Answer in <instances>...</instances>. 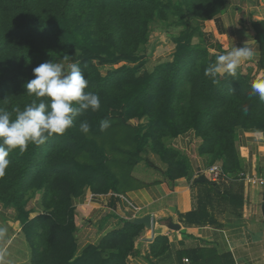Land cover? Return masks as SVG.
<instances>
[{"label": "trees", "instance_id": "obj_1", "mask_svg": "<svg viewBox=\"0 0 264 264\" xmlns=\"http://www.w3.org/2000/svg\"><path fill=\"white\" fill-rule=\"evenodd\" d=\"M226 6V0L166 4L165 0H0V108L13 117L16 109L23 110L35 99L25 87L34 78L33 69L60 62L64 56L79 62L89 90L101 101L89 121L90 111L77 117L63 136L54 135L41 146L29 145L26 152L9 156L10 166L0 178V205L28 221L31 211L25 200L36 188L41 192L39 206L46 212L27 224L32 264H127L140 254L136 242L144 227L129 222L79 252L74 201L87 191L78 190L75 182L85 168L93 173L89 177L93 193L122 194L141 188L147 184L130 175L121 161L133 166L132 161L138 162L150 149L158 150L163 135L173 138L194 131L199 143L191 154L220 164L225 174L240 169L238 134L264 132V102L249 95L255 78L239 69L235 76L218 77L215 84L205 75L218 55L210 53L200 22L217 18ZM168 12L174 25L184 30L175 40L173 59L149 73L135 56L147 44L151 24L166 20ZM187 12L197 16L195 25ZM253 27L264 78V21L253 22ZM97 60L113 66L106 77ZM122 84H131L132 89L120 101L117 115L107 117L102 111L111 106L110 94ZM132 112H138L134 117H150L151 133L129 122ZM81 117L91 125L87 134L79 130ZM102 120L109 121L104 131ZM93 123L98 124L97 131ZM162 147L167 183L173 187L181 179L192 180L190 158L172 146ZM183 219L188 225L211 222L204 211ZM167 244L166 237H157L152 253L165 254Z\"/></svg>", "mask_w": 264, "mask_h": 264}, {"label": "crops", "instance_id": "obj_2", "mask_svg": "<svg viewBox=\"0 0 264 264\" xmlns=\"http://www.w3.org/2000/svg\"><path fill=\"white\" fill-rule=\"evenodd\" d=\"M226 1L221 15L200 22L210 53H226L234 45L243 46L248 40L259 56L242 63L239 70L252 78H262L261 52L253 22L264 21V0ZM192 135L193 142L199 143L195 134L190 133V137ZM237 148L241 166L233 173L223 172L219 176L211 173L213 166L221 165H211L208 159L192 154V180L181 179L173 187L167 182L145 183L147 185L122 194H98L89 190L76 198L79 252L123 228L129 220V212L137 209V217L153 216V239H146L144 228L143 236L136 242L140 254L131 257L127 264H264V187L247 181L248 177L264 178V132H239ZM201 176L207 181L194 183V179ZM203 211L211 221L208 224L188 225L183 219ZM8 215L18 216L14 209L0 205V220L6 223ZM170 222L179 225L180 230L169 229ZM19 233L7 242H3L0 235V264H27L24 247L16 248V255L7 257ZM159 236L166 237L168 244L166 253L157 257L152 253V245ZM25 246L30 249L29 245Z\"/></svg>", "mask_w": 264, "mask_h": 264}, {"label": "clouds", "instance_id": "obj_3", "mask_svg": "<svg viewBox=\"0 0 264 264\" xmlns=\"http://www.w3.org/2000/svg\"><path fill=\"white\" fill-rule=\"evenodd\" d=\"M258 56V50L249 46L247 40L243 46L234 45L230 51L219 54L205 69V75L211 77L214 84L219 83L218 77L235 76L242 63ZM33 75L25 87L26 93L35 99L23 110L16 109L14 117L12 112L0 108V178L6 175L12 152L24 153L29 145L41 146L54 135L63 136L74 127L77 117L101 108L100 97L89 90V81L79 62L69 56H64L60 62L40 64L33 69ZM251 89L249 95H258L264 102V78L253 80ZM248 111L245 105L243 112ZM108 126V120L100 122L101 131ZM90 128L87 120L79 124L82 133L87 134Z\"/></svg>", "mask_w": 264, "mask_h": 264}, {"label": "rangeland", "instance_id": "obj_4", "mask_svg": "<svg viewBox=\"0 0 264 264\" xmlns=\"http://www.w3.org/2000/svg\"><path fill=\"white\" fill-rule=\"evenodd\" d=\"M169 0H165V4ZM177 3L180 0H172ZM169 16L166 20H156L150 26V33L148 36L147 44L141 49L140 52L136 54V58L141 59V62H144L146 69L151 73L153 69L156 68L161 63L171 61L174 57V53L177 49V44H175V40L179 38V33L184 29L182 27H177L174 25V21L170 12H168ZM187 19L191 24H196L198 22V18L196 15L187 12ZM77 21V19H76ZM196 43V42H195ZM104 50H106L104 48ZM140 53V55H139ZM105 57V56H104ZM101 70V75L106 77L108 75V71L112 69V65L110 64H101L99 60L95 62ZM130 67H133L130 65ZM132 89V85L130 84H122L118 89L114 90L110 94L109 102L111 103L110 107L105 106L103 109V113H108L111 117L117 115L116 109L120 107V101L125 98L130 90ZM138 112H132L127 115L130 119L129 122L140 127L143 133H151V119L149 116L143 117H134V115ZM92 118V111L86 114V119L89 121ZM84 121V119L80 118V123ZM163 124V123H162ZM95 127V128H94ZM93 128L97 131L98 124L93 123ZM190 133H194V131H190L186 134L178 135L176 137L170 138L169 136H164L159 138L160 145L158 146V150L150 149L149 153L141 156L138 162L132 161V165H126L127 172L133 177L140 179L144 183L153 184L155 182H167L165 177L163 176V171L166 170L167 164L164 163V158L162 156L163 147L162 145L172 146L175 149L179 150L182 154L186 155L190 160L193 158L191 152H189V148L193 150L196 149L198 143H194V138L192 135L190 137ZM189 134V135H188ZM196 136V134H195ZM193 138V139H191ZM190 143V144H189ZM131 163V162H129ZM154 165V166H150ZM157 169L159 170H156ZM159 167V168H158ZM114 171H117L116 168H113ZM93 173L90 169L85 168L83 172L78 175V180H76V186L78 190L89 191L90 187V176ZM40 183V181H39ZM39 183L35 185V187L39 186ZM63 187H65V182H63ZM91 191V189H90ZM41 202V192H39L36 188L29 191L28 196L25 200V204L27 211H31V218L29 220L35 219L41 214H45L44 209H41L39 204ZM9 219H7L6 223L0 220V235H2V241L7 242L10 238L14 237V235L20 231L19 236L13 240V245L10 251L7 253V257L10 258V255H16V248L21 250L24 247V253L26 254V258L28 259L27 264H32V251L31 247L28 250V246L26 249L25 245H29L28 234L30 232L29 226L27 224L29 220L25 218V216L18 215L16 218L14 216L8 215ZM4 220V219H3ZM10 225V226H9ZM6 226V227H5ZM10 228H7V227ZM29 228V230H28ZM16 236V235H15ZM143 236V233L140 234ZM16 246V247H15Z\"/></svg>", "mask_w": 264, "mask_h": 264}, {"label": "water", "instance_id": "obj_5", "mask_svg": "<svg viewBox=\"0 0 264 264\" xmlns=\"http://www.w3.org/2000/svg\"><path fill=\"white\" fill-rule=\"evenodd\" d=\"M207 180L204 176L198 177L194 179V183H205ZM171 211L176 212L175 208H171ZM262 214L264 217V201L262 204ZM128 222L132 225L136 226H143L147 231V240L153 239V233H154V218L152 215H146L144 217H137V214L135 211L129 212V220ZM169 229L173 231L180 230V226L176 225L172 222L168 224Z\"/></svg>", "mask_w": 264, "mask_h": 264}, {"label": "built area", "instance_id": "obj_6", "mask_svg": "<svg viewBox=\"0 0 264 264\" xmlns=\"http://www.w3.org/2000/svg\"><path fill=\"white\" fill-rule=\"evenodd\" d=\"M210 172L215 173L218 176L223 174V170H222L221 166H219V165L213 166L210 169ZM247 181L253 186L264 187V178H262V177H250V178L248 177ZM135 211H138V210L136 209ZM186 262H188V260H186Z\"/></svg>", "mask_w": 264, "mask_h": 264}]
</instances>
